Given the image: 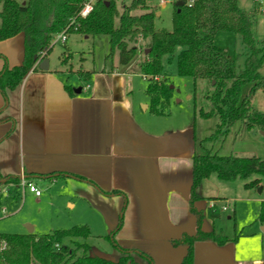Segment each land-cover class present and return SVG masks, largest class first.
<instances>
[{"label":"crops","instance_id":"obj_1","mask_svg":"<svg viewBox=\"0 0 264 264\" xmlns=\"http://www.w3.org/2000/svg\"><path fill=\"white\" fill-rule=\"evenodd\" d=\"M45 58L48 70L37 62L19 86L6 96L0 91V174L20 176L16 187L27 178L36 186L63 181L68 199L76 197L67 202L88 213L80 224L94 237L111 234L122 217L114 238L139 264L150 260L138 252L153 264H181L188 247L174 241L197 233L194 210L203 215V232L223 234L209 209H218L219 200L227 198L218 182L224 180L212 174L197 189L201 199L191 203L193 157L205 149L196 125L167 127L150 112L146 92H135L134 74L139 73L119 60L110 69L75 72L49 54ZM23 60V33L0 41V72ZM52 174L58 176L46 177ZM242 187L250 190L244 181ZM237 243L197 240L193 264H264L259 257L245 259Z\"/></svg>","mask_w":264,"mask_h":264},{"label":"trees","instance_id":"obj_2","mask_svg":"<svg viewBox=\"0 0 264 264\" xmlns=\"http://www.w3.org/2000/svg\"><path fill=\"white\" fill-rule=\"evenodd\" d=\"M86 0H0V41L20 33L24 35V60L20 66L0 72V91L19 86L26 74L38 62L35 56L45 58L52 50L53 42L60 32L83 35H106L111 46L110 55L118 51L119 64L130 66L138 56L142 60L131 71L143 75L148 85L146 94L150 99V112L156 116L169 113L174 89L163 63L176 58L179 76L191 77L196 86L200 79L207 80L212 90L207 94L211 103L209 110L199 109L203 118L216 117L218 122L212 135L205 140H215L229 128L240 122L249 130H264V113L252 105L259 89L264 88V38L257 42L254 34L255 15L242 9L238 0H194L189 5L175 4L173 28L156 25L159 4L155 0H130L123 3L120 12L117 0H98L93 10L81 17L80 11ZM256 4V3H255ZM139 10V12H137ZM219 32H230L240 38L242 54H229L215 43ZM178 48H181L176 55ZM243 56V64H239ZM215 81L214 84L212 82ZM212 174L224 181H244L247 189L258 188L264 177V159L257 156L219 155L206 148L193 157V184L191 203L201 199L197 189ZM64 175V174H61ZM255 175L259 177H254ZM58 175L46 176L53 179ZM28 177H31L28 176ZM42 177V176H40ZM44 177V176H43ZM75 177L84 179L82 176ZM27 178L28 182H32ZM21 177L0 174V211L3 190L18 186ZM198 216V230L194 236L183 235L174 244H184L188 254L181 264H193V244L197 240L215 239L219 243L228 241L222 235L201 230L202 213ZM209 216H220L217 208L209 209ZM257 221L264 224V201L261 202ZM122 226V217L117 229L104 238L124 253L117 261L90 254L92 237L86 225H75L64 230L37 235L1 234L0 264H139L131 252L121 249L114 236ZM139 255L152 260L144 253Z\"/></svg>","mask_w":264,"mask_h":264},{"label":"rangeland","instance_id":"obj_3","mask_svg":"<svg viewBox=\"0 0 264 264\" xmlns=\"http://www.w3.org/2000/svg\"><path fill=\"white\" fill-rule=\"evenodd\" d=\"M18 1L23 2V0ZM129 1L117 0V7L120 12L123 9V3H129ZM155 1L157 4L159 3V0ZM177 1L168 0L166 4L158 6V12L161 14H157V27L168 30L173 28V16ZM238 1L240 7L248 12H253L256 5L261 7L259 2L255 0ZM255 21V39L260 42L264 38V9H260L256 13ZM85 36L73 32L68 35L65 44L60 41H53L55 43L49 53V58L60 64L62 62L68 63V68L75 72L81 69L101 70L104 67L110 69L112 65L117 64L118 51L110 55L111 46L108 36L90 35L89 38H85ZM215 43L231 55L243 53L240 38L233 33L219 32L215 37ZM180 50L181 48L177 49L176 55ZM142 58L143 56L139 55L130 67L134 68ZM243 60L244 57L241 56L239 64L242 65ZM163 63L169 75V82L174 87V93L169 113L158 116L159 120L167 123L169 125L167 127H180L187 122L196 125L198 137H202L204 140L214 133L218 122L216 117L205 119L199 114L200 108L209 110L211 107V103L206 97L212 90L210 83L200 79L195 86L191 77L179 76L176 71V58L169 63L166 56ZM72 76H76L74 72ZM147 84L148 81L141 74H134L133 85L137 94L144 95ZM252 105L264 113V88L255 93ZM202 147H205V149L202 148V153L207 148L219 155L257 156L264 159V134H262L261 129L249 130L237 122L219 138L203 141ZM254 177L259 176L255 175ZM261 180L260 187L250 190H245L242 187L243 181L241 179L218 181L223 185L221 188L222 195L227 198L219 200L220 216L216 218V225L222 231L223 237L235 242L239 241L237 245L238 248L243 249L241 251L245 259L252 260L259 257L264 263V225L255 222L258 217L259 206L264 201V177ZM37 187L41 190L39 197L28 190L25 191L22 186H11L9 190L3 191V204L0 211L1 234H26L29 232V225L34 227L33 232L37 235L81 225V217L88 213L84 214L78 207L75 209L70 207L67 201H76V197L72 195L68 199V187L63 181H43ZM249 197L251 198L250 201L248 200ZM223 206L227 208L223 209ZM89 242L91 243L90 254L107 257L113 261H117L122 255L110 239L92 236Z\"/></svg>","mask_w":264,"mask_h":264},{"label":"built area","instance_id":"obj_4","mask_svg":"<svg viewBox=\"0 0 264 264\" xmlns=\"http://www.w3.org/2000/svg\"><path fill=\"white\" fill-rule=\"evenodd\" d=\"M98 0H86V2L84 3L83 8L80 11V16L81 17H86L92 10L94 7V4L97 2ZM186 1L187 4L191 5L194 0H183ZM258 1L259 4L261 5L260 9H264V0H255ZM168 2V0H159V6L164 5ZM68 39V33L66 30L60 32L58 35H56L55 40L57 42H61L63 44H65L67 42ZM22 187L26 190H28L29 192L34 193L36 196H40L41 195V190L32 182H28L25 179L22 180ZM7 190V189H5ZM4 191V190H3ZM224 209H226V207H224Z\"/></svg>","mask_w":264,"mask_h":264},{"label":"water","instance_id":"obj_5","mask_svg":"<svg viewBox=\"0 0 264 264\" xmlns=\"http://www.w3.org/2000/svg\"><path fill=\"white\" fill-rule=\"evenodd\" d=\"M176 5L181 7V6L184 5V1H183V0H178V1L176 2ZM159 13H160V12H158L157 14H159ZM34 59L38 61V63H39V68H40L41 70H48V69H49V60H48L47 58H44V59H38V56H35ZM214 83H215V81L212 82V84H214ZM171 87H172V86H171ZM172 88H173V87H172ZM75 92H80V89H76ZM260 190H261V188H260ZM31 232H32V230H31V227H30V225H29V233H31Z\"/></svg>","mask_w":264,"mask_h":264}]
</instances>
